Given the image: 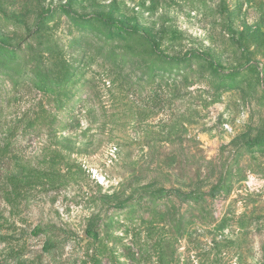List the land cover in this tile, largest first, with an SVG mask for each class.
<instances>
[{
	"label": "rangeland",
	"instance_id": "374dc122",
	"mask_svg": "<svg viewBox=\"0 0 264 264\" xmlns=\"http://www.w3.org/2000/svg\"><path fill=\"white\" fill-rule=\"evenodd\" d=\"M10 259L264 264V0H0Z\"/></svg>",
	"mask_w": 264,
	"mask_h": 264
},
{
	"label": "trees",
	"instance_id": "16d2710c",
	"mask_svg": "<svg viewBox=\"0 0 264 264\" xmlns=\"http://www.w3.org/2000/svg\"><path fill=\"white\" fill-rule=\"evenodd\" d=\"M63 11L67 10L66 8H62ZM81 19V18H80ZM83 20V18H82ZM85 20V19H84ZM88 20H96V21H100L103 24L109 26V27H113V28H117L118 30H120L121 32H124L128 35H132V36H136L139 39H141L149 48L150 50L153 52V54L160 60L162 61H168V62H176V63H183V62H187V61H191V60H200L203 62H206L208 64H210L213 68H219L218 65H216V63L206 54L202 53V52H197V51H191L188 53H185L180 59H168L167 57H164L163 53H161L160 51H158V49L156 48V45L154 44V42L148 38V36H146L144 33H141L139 31L133 30L131 28L126 27L123 24L120 23H116L113 21H110L100 15H95V16H91L88 18ZM174 195V193L169 192L167 195ZM178 198H181L180 195H175ZM183 200V199H181ZM189 200V199H186ZM60 230V229H59ZM59 230H55V229H48L46 231L43 230H39L33 233V236H40L42 233L45 235H53L56 236L57 240L53 241L50 245H48L44 250L47 253L48 256H55L57 254H59V252L63 249L64 244L62 243V240L64 239L63 236H61L60 238V232ZM65 235H67L66 233L62 232ZM87 236H89L90 238L94 239V241H98V236L97 234H93V232H89L87 231ZM99 249H96V253H100L103 254L105 253L103 250L98 251ZM101 257H104V255H101ZM11 261H0V264H17V260L16 259H10ZM16 260V261H15Z\"/></svg>",
	"mask_w": 264,
	"mask_h": 264
}]
</instances>
